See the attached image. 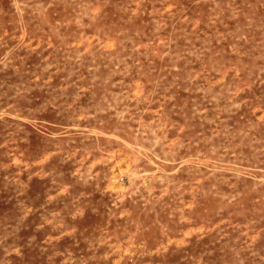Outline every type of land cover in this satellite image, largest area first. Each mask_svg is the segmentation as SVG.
I'll use <instances>...</instances> for the list:
<instances>
[{"label":"rangeland","instance_id":"rangeland-1","mask_svg":"<svg viewBox=\"0 0 264 264\" xmlns=\"http://www.w3.org/2000/svg\"><path fill=\"white\" fill-rule=\"evenodd\" d=\"M0 264H264V0H0Z\"/></svg>","mask_w":264,"mask_h":264}]
</instances>
